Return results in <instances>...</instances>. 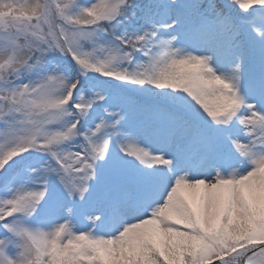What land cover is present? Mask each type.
I'll list each match as a JSON object with an SVG mask.
<instances>
[{
	"label": "snow or ice",
	"instance_id": "obj_1",
	"mask_svg": "<svg viewBox=\"0 0 264 264\" xmlns=\"http://www.w3.org/2000/svg\"><path fill=\"white\" fill-rule=\"evenodd\" d=\"M0 264H264V0H0Z\"/></svg>",
	"mask_w": 264,
	"mask_h": 264
}]
</instances>
